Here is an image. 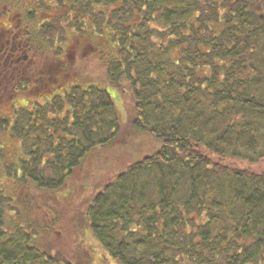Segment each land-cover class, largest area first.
<instances>
[{
    "label": "trees",
    "instance_id": "obj_1",
    "mask_svg": "<svg viewBox=\"0 0 264 264\" xmlns=\"http://www.w3.org/2000/svg\"><path fill=\"white\" fill-rule=\"evenodd\" d=\"M54 2L129 118L61 50L75 84L9 131L24 158L0 175L23 190L0 186V264H263L264 0ZM33 192L85 200L70 213L81 255L38 248L50 222L18 207Z\"/></svg>",
    "mask_w": 264,
    "mask_h": 264
},
{
    "label": "flooded vegetation",
    "instance_id": "obj_2",
    "mask_svg": "<svg viewBox=\"0 0 264 264\" xmlns=\"http://www.w3.org/2000/svg\"><path fill=\"white\" fill-rule=\"evenodd\" d=\"M54 1L50 7V0H0L2 131H11L16 118H23V111L55 110L61 87L68 90L75 84L68 78L64 84L60 82V16ZM76 45L77 52L85 47L68 36L62 48L66 69L76 61V56L70 55V61L67 58ZM88 49L92 50V47ZM6 107L10 116L2 113ZM1 121L7 124L3 125Z\"/></svg>",
    "mask_w": 264,
    "mask_h": 264
},
{
    "label": "rangeland",
    "instance_id": "obj_3",
    "mask_svg": "<svg viewBox=\"0 0 264 264\" xmlns=\"http://www.w3.org/2000/svg\"><path fill=\"white\" fill-rule=\"evenodd\" d=\"M69 35H62L60 36L61 45L64 47V43H66V40ZM86 38V37H85ZM62 47V48H63ZM61 48V50H62ZM89 47H84L83 54L81 51H78L77 45L74 46L73 49H71L68 53L69 57L70 55L72 57H77L76 61L73 64V68L80 72L81 74H91L94 81L93 84L103 85L104 88H107L109 90V94L111 95V98L115 104L116 111L118 114V118L123 126L126 125L128 121V116L130 113V107H131V97L129 93H126L124 95L119 94L116 89H114L112 86L108 84V80L105 76V70L103 69V66H101L99 60L95 58V56L92 55V50L88 49ZM73 53V54H72ZM78 53H81L79 55ZM78 54V56H77ZM74 61V60H73ZM2 110L3 114H6L7 116H10V111ZM1 124L6 125L7 123ZM2 155H4L8 163L3 160ZM24 158L23 149L21 148L20 141L17 140L15 137L10 135V132L2 131L0 128V167H3L4 164L12 165V161L14 162L18 161L19 159ZM12 163V164H11ZM3 172V170H1ZM0 186L2 188H5L6 191L10 190V187H13V192L9 193L11 195L17 194L23 190V188L20 185H17L16 182L10 179H6V176L4 175V172L0 175ZM88 193V191H87ZM84 195V194H83ZM67 196L60 197L58 195V198L56 197L55 202L52 201L50 194H44L41 192L30 194V196H27V198L21 202V205H19V211L21 212L20 215L24 216L26 211L30 212V218L31 222L37 225L40 228L42 226H45V221L50 222L49 228L50 231H39L37 236L35 237V242L38 245L39 249L48 251L52 253L53 251H65L68 257L72 259V250L73 247L76 250L75 255H81V248L77 250L76 247L73 245V241H78L79 237L78 234L75 233V229L73 228V225L76 223L72 216H70V213H80L83 214L84 211V205L86 204L85 200L82 199L81 196H79L77 199H72L69 202V197L65 205V209L60 208L59 203L62 202L64 198ZM83 200V201H82ZM69 203V204H68ZM24 206V207H23ZM30 206V208H28ZM51 206V207H50ZM69 213V214H68ZM68 214V215H67ZM79 215V214H78ZM46 219V220H45ZM60 219V220H59ZM45 220V221H44ZM50 220V221H49ZM59 221V222H58ZM15 223L11 225H15ZM58 224L62 226L63 230L62 232L59 230ZM37 228V230H39ZM83 261L86 262L87 257H83ZM95 261V260H92ZM91 264H96L95 262H91ZM110 264H113L112 262ZM264 264V263H263Z\"/></svg>",
    "mask_w": 264,
    "mask_h": 264
}]
</instances>
